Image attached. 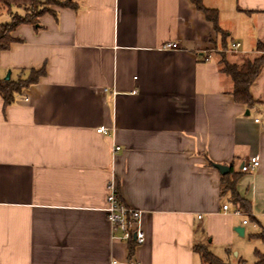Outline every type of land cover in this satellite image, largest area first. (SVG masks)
<instances>
[{
	"label": "crops",
	"instance_id": "1",
	"mask_svg": "<svg viewBox=\"0 0 264 264\" xmlns=\"http://www.w3.org/2000/svg\"><path fill=\"white\" fill-rule=\"evenodd\" d=\"M69 2L18 26L0 51L2 79L45 72L11 104L0 96V264H202L199 246L225 264H257L264 68L252 86L262 103L247 107L221 55H260L264 0H201L222 33L197 0ZM10 19L0 9V24ZM252 157L259 167L242 172ZM112 180L141 211L146 239L132 254L105 211Z\"/></svg>",
	"mask_w": 264,
	"mask_h": 264
},
{
	"label": "trees",
	"instance_id": "2",
	"mask_svg": "<svg viewBox=\"0 0 264 264\" xmlns=\"http://www.w3.org/2000/svg\"><path fill=\"white\" fill-rule=\"evenodd\" d=\"M199 9L204 10L208 18L215 23L218 33H222L218 26L217 13L206 9L201 0H197ZM50 5L69 6L71 3L69 0H48L46 3H42L40 0H0V9L5 10L11 17L10 21L0 24V51L7 50L10 45L15 41L13 38V32L18 26L22 24L37 25L38 20L44 13L50 11ZM257 51L260 55L254 59L245 57L241 63H231L227 59V54L223 53L221 56V71L225 75L229 76L233 81L232 95L236 102L246 105L247 107H253L262 102L257 100L252 93V86L259 78L264 68V43H259ZM44 69L40 71H31L28 79L23 80H6L0 78V96L3 98L5 105H9L14 101L16 94H19L24 88L30 84L36 83L43 75ZM225 190L232 192V202L237 209L242 210L244 214L249 213L248 202L241 198L235 191V181L225 182ZM118 196L120 198L119 192ZM264 241V232L256 235ZM130 252L133 253L136 242L134 239L129 240ZM196 252L200 255L202 264H225L213 254L210 253L205 247L199 246L196 248ZM257 264H264V256L257 252Z\"/></svg>",
	"mask_w": 264,
	"mask_h": 264
},
{
	"label": "built area",
	"instance_id": "3",
	"mask_svg": "<svg viewBox=\"0 0 264 264\" xmlns=\"http://www.w3.org/2000/svg\"><path fill=\"white\" fill-rule=\"evenodd\" d=\"M240 47L239 43H232L231 50H236ZM165 49H177L178 44L175 42L167 43L164 46ZM98 133H105L106 129L101 127L97 130ZM115 151L121 150V147L117 146ZM260 165L258 157H252L245 161L242 165V172L250 173L256 170ZM118 186L115 180H112L107 186V198H106V214L107 218L113 228V230H120L122 232L121 239L124 241H129L134 239L136 245H142L145 242L146 236L141 228V211L127 206L118 196ZM224 211L228 210V205H224ZM235 214L240 215L241 211L236 210ZM248 223L244 221V224Z\"/></svg>",
	"mask_w": 264,
	"mask_h": 264
},
{
	"label": "water",
	"instance_id": "4",
	"mask_svg": "<svg viewBox=\"0 0 264 264\" xmlns=\"http://www.w3.org/2000/svg\"><path fill=\"white\" fill-rule=\"evenodd\" d=\"M5 79L6 80H9L10 79V73H8V75L6 76ZM214 167L217 168L222 175H225V174L229 173V171H230L229 167H227V166H223V165H219V164H214ZM235 230H236V232L240 236H243L244 235V232H245V228L244 227L239 226Z\"/></svg>",
	"mask_w": 264,
	"mask_h": 264
},
{
	"label": "rangeland",
	"instance_id": "5",
	"mask_svg": "<svg viewBox=\"0 0 264 264\" xmlns=\"http://www.w3.org/2000/svg\"><path fill=\"white\" fill-rule=\"evenodd\" d=\"M42 3H46L48 0H40ZM253 262H251V260L250 261H248V264H252Z\"/></svg>",
	"mask_w": 264,
	"mask_h": 264
}]
</instances>
